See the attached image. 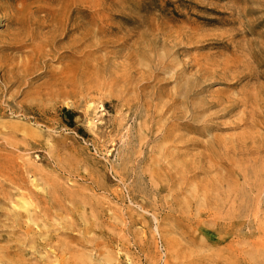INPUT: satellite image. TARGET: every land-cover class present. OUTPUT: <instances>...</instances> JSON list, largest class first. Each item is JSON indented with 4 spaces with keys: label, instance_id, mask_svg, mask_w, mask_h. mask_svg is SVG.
<instances>
[{
    "label": "rangeland",
    "instance_id": "1",
    "mask_svg": "<svg viewBox=\"0 0 264 264\" xmlns=\"http://www.w3.org/2000/svg\"><path fill=\"white\" fill-rule=\"evenodd\" d=\"M7 263L264 264V0H0Z\"/></svg>",
    "mask_w": 264,
    "mask_h": 264
},
{
    "label": "bare ground",
    "instance_id": "2",
    "mask_svg": "<svg viewBox=\"0 0 264 264\" xmlns=\"http://www.w3.org/2000/svg\"><path fill=\"white\" fill-rule=\"evenodd\" d=\"M63 24V23H62ZM49 37V36H48ZM74 41V40H73ZM72 42V41H71ZM13 43V42H12ZM43 43V42H42ZM44 44V43H43ZM40 45V44H39ZM48 46V45H47ZM22 47V46H21ZM49 47V46H48ZM45 51V50H44ZM39 54V53H38ZM43 56V55H42ZM36 57V56H35ZM40 57V56H39ZM37 60V59H36ZM25 61H27V60H25ZM32 61V60H31ZM34 63V62H33ZM225 64V63H224ZM32 65V64H31ZM36 65V64H35ZM33 67V66H32ZM31 67V68H32ZM28 68V67H27ZM26 68V69H27ZM30 68V67H29ZM34 68V67H33ZM229 68V67H228ZM26 69H24V70H26ZM210 69H211V67H210ZM27 71V70H26ZM24 72V71H23ZM211 72V71H210ZM210 72H208V71H206L205 73H210ZM71 73V72H70ZM2 75V74H1ZM71 74H69L68 76H70ZM74 75V74H73ZM73 75H71V76H73ZM17 76H18V74H17ZM16 76V77H17ZM242 76V75H241ZM3 78V77H2ZM235 78V77H234ZM17 79V78H16ZM17 81V80H16ZM185 89H187L186 87H185ZM185 91V90H184ZM175 101V100H174ZM226 103H230L229 101L227 102L226 101ZM216 104H214V103H212L211 104V106H209V107H207V108H205L204 110H202L203 112H205V111H208L210 108H212V107H214ZM234 105V102H233V104L232 103H230V104H228L226 107H224L223 109H225V108H227V107H232ZM230 111V110H229ZM232 111V110H231ZM196 112H198V111H196ZM199 114V113H198ZM195 115V114H194ZM21 197H22V194H21ZM24 202H25V200L24 199H22ZM22 203V202H21ZM25 203H27V202H25ZM22 206H24L23 205V203H22ZM25 206H27V205H25ZM24 206V207H25ZM29 216V215H28ZM71 224H68V226H70ZM72 227V226H71ZM4 249V248H3ZM2 249V250H3ZM7 249V248H6ZM9 253V252H8ZM8 264V263H7Z\"/></svg>",
    "mask_w": 264,
    "mask_h": 264
}]
</instances>
